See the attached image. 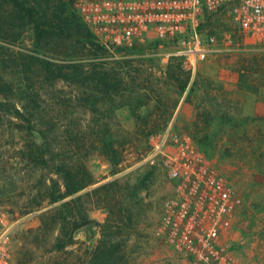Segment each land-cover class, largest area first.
Here are the masks:
<instances>
[{
    "label": "rangeland",
    "instance_id": "1",
    "mask_svg": "<svg viewBox=\"0 0 264 264\" xmlns=\"http://www.w3.org/2000/svg\"><path fill=\"white\" fill-rule=\"evenodd\" d=\"M71 12L84 27L75 7ZM206 27L230 33L232 41L189 72L170 55L172 48L154 40L128 50L108 48L85 30L82 41L57 31L39 41L11 2L0 0L1 84L6 101L24 113L0 124V207L13 226L16 264H86L103 232L108 239L107 211L95 196L85 197L97 225L50 254L58 233L41 215L57 206L46 197L58 195V180L44 163L48 153H40L44 162H35L47 136L52 159L66 156L93 177L95 185L75 197L114 178L135 183L153 173L156 181L149 180L141 193L136 229L117 238L121 264H197L156 236L173 184L163 159L151 164L147 158L167 130L188 133L240 192L245 203L229 244L240 264H264V44L241 40L227 12L215 14ZM106 134L123 158L115 177L101 148Z\"/></svg>",
    "mask_w": 264,
    "mask_h": 264
},
{
    "label": "built area",
    "instance_id": "2",
    "mask_svg": "<svg viewBox=\"0 0 264 264\" xmlns=\"http://www.w3.org/2000/svg\"><path fill=\"white\" fill-rule=\"evenodd\" d=\"M75 9L100 45L128 50L154 40L189 72L232 41L206 27L215 14L227 12L241 40L264 44V0H75ZM158 157L173 188L156 236L197 264H240L229 244L245 203L237 188L186 132L167 130L147 161ZM12 227L0 207V264H16Z\"/></svg>",
    "mask_w": 264,
    "mask_h": 264
},
{
    "label": "trees",
    "instance_id": "3",
    "mask_svg": "<svg viewBox=\"0 0 264 264\" xmlns=\"http://www.w3.org/2000/svg\"><path fill=\"white\" fill-rule=\"evenodd\" d=\"M9 1L12 4L13 12L20 20L32 25L35 36L39 41L46 39L47 35L50 32L53 33V31H57L67 38L70 37L71 40L82 41L83 32L85 30L89 31L86 26H79L74 19L75 15L71 12V9L75 7V1L69 7V2L64 3V0ZM136 89H139V87L136 86ZM6 93L7 90L1 84L0 79V124H2L4 118H10L12 122L23 119L24 114L15 105L6 101ZM98 105L96 104V111H100ZM115 147L116 143L110 134H106L101 139L103 154L109 164L116 169L112 174L114 177L120 172L118 168L123 162L121 154ZM43 148L46 149L45 152ZM40 150L35 158V162L39 163L40 159L44 162L42 159L43 155L40 153H48L47 162L44 163L52 166L51 172L57 176L58 180L55 183L58 195L46 197L51 206H57L41 215L42 218L45 217L46 219L47 217V223H45L47 226H49L48 220H51L52 226H56L58 233L54 240L55 242L52 244V252L50 254L65 250L75 243V236L80 231L97 225L89 217V202L84 203L83 201L85 197L90 199L92 196H95L98 201L97 203H99L98 207H103L109 216L105 223L108 239H106L105 232H103V240L90 254L89 261L86 264H121L123 259H117L121 246L117 238L125 231L136 229L135 215L137 209L144 206L141 193L147 189L146 183L149 180L156 181L152 176L153 173L150 172L135 183L131 182L130 179H126V182L122 183L124 179L121 180L120 177L114 178L110 182L93 189L86 196L75 197L77 193L95 185L93 177L88 172L86 166L84 164L78 167L72 166L66 156H62L59 160L52 159L50 153L52 150L48 143V136L42 142ZM155 169L156 167H152L153 172ZM116 196H118V199ZM50 229L52 230L53 228L51 227ZM57 264H60V262ZM62 264H66V262Z\"/></svg>",
    "mask_w": 264,
    "mask_h": 264
}]
</instances>
